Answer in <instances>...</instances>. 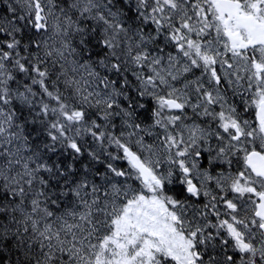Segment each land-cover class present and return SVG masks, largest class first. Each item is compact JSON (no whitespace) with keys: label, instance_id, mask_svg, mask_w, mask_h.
Here are the masks:
<instances>
[{"label":"snow or ice","instance_id":"obj_1","mask_svg":"<svg viewBox=\"0 0 264 264\" xmlns=\"http://www.w3.org/2000/svg\"><path fill=\"white\" fill-rule=\"evenodd\" d=\"M5 2L0 264H264V0Z\"/></svg>","mask_w":264,"mask_h":264},{"label":"flooded vegetation","instance_id":"obj_2","mask_svg":"<svg viewBox=\"0 0 264 264\" xmlns=\"http://www.w3.org/2000/svg\"><path fill=\"white\" fill-rule=\"evenodd\" d=\"M229 95V94H228ZM230 96V95H229ZM246 96H247V94H246ZM239 108H238V110L241 112V114H242V116H243V118L244 119H246V120H248L250 123H252V125L254 126L255 124H254V122H253V120H252V116H253V114H252V108L249 106L248 108H247V110L245 111V108H244V105L242 104H240L239 106H238ZM217 111L219 110V109H216ZM190 111V110H189ZM188 111V112H189ZM204 119H206V118H201V120H198L197 122L198 123H201ZM205 167L207 166V160L205 159V160H203L202 162H201ZM239 170H243V163H242V159H241V162L239 163V164H237V163H235V161H234V165H233V167L231 168V172L232 173H236L237 171H239ZM216 171H227V169H222V168H217L216 169ZM180 185H177V184H174V185H171V187H170V189L171 190H173V188H175V187H179ZM173 192V191H172ZM175 193V192H174ZM175 196L178 198V196L175 194ZM181 199H184V198H181ZM189 200H191V198H189ZM206 201H205V199L204 198H200V200H198V201H196L195 203L199 206V205H202L203 203H205ZM221 211H223V209H221ZM223 218V217H222ZM210 219H212V221L213 222H215V218L214 217H210Z\"/></svg>","mask_w":264,"mask_h":264},{"label":"trees","instance_id":"obj_3","mask_svg":"<svg viewBox=\"0 0 264 264\" xmlns=\"http://www.w3.org/2000/svg\"><path fill=\"white\" fill-rule=\"evenodd\" d=\"M8 2H11V0H8ZM6 7H7V4H6L5 0H0V13L4 12V10L6 9ZM113 152H114V154H116L115 151H114V149H113ZM124 163L125 162H121L120 161L118 163V167H120V168H127V166H125ZM171 191L175 192V194L178 196V198H185L188 195L187 193H184L183 195H181V192H182L181 186L175 187Z\"/></svg>","mask_w":264,"mask_h":264},{"label":"rangeland","instance_id":"obj_4","mask_svg":"<svg viewBox=\"0 0 264 264\" xmlns=\"http://www.w3.org/2000/svg\"><path fill=\"white\" fill-rule=\"evenodd\" d=\"M147 142H148V143H152L151 140H147ZM116 166H118V163H117V162H116ZM125 166H127V164H126ZM132 186L135 187V188H139V187H140V184H139L138 181H136V182H132ZM145 191H146V190H145ZM173 264H174V262H173Z\"/></svg>","mask_w":264,"mask_h":264}]
</instances>
